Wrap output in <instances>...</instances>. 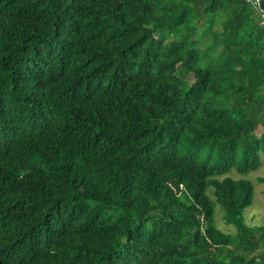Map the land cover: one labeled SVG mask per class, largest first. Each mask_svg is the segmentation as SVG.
<instances>
[{"label": "trees", "instance_id": "1", "mask_svg": "<svg viewBox=\"0 0 264 264\" xmlns=\"http://www.w3.org/2000/svg\"><path fill=\"white\" fill-rule=\"evenodd\" d=\"M257 7L0 0V264H264Z\"/></svg>", "mask_w": 264, "mask_h": 264}, {"label": "rangeland", "instance_id": "2", "mask_svg": "<svg viewBox=\"0 0 264 264\" xmlns=\"http://www.w3.org/2000/svg\"><path fill=\"white\" fill-rule=\"evenodd\" d=\"M260 160L261 163L257 169L248 172L247 175H239L234 171L231 173V176L235 178L247 177L254 184L253 201L243 212L244 222L253 226L264 224V183L257 181V177L264 175V152L260 154ZM215 223L223 231L232 233L235 231L233 225L224 222L223 212L219 206L216 207Z\"/></svg>", "mask_w": 264, "mask_h": 264}, {"label": "water", "instance_id": "3", "mask_svg": "<svg viewBox=\"0 0 264 264\" xmlns=\"http://www.w3.org/2000/svg\"><path fill=\"white\" fill-rule=\"evenodd\" d=\"M257 8L264 14V0H256Z\"/></svg>", "mask_w": 264, "mask_h": 264}, {"label": "built area", "instance_id": "4", "mask_svg": "<svg viewBox=\"0 0 264 264\" xmlns=\"http://www.w3.org/2000/svg\"><path fill=\"white\" fill-rule=\"evenodd\" d=\"M253 3H254V1H253ZM261 12V11H260ZM261 16H262V23H264V14L261 12Z\"/></svg>", "mask_w": 264, "mask_h": 264}]
</instances>
